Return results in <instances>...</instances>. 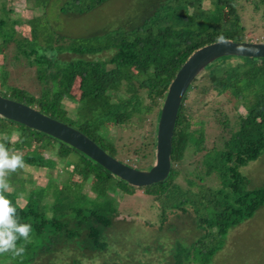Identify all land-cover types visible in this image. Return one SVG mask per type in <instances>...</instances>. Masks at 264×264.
Returning a JSON list of instances; mask_svg holds the SVG:
<instances>
[{"label": "trees", "instance_id": "trees-1", "mask_svg": "<svg viewBox=\"0 0 264 264\" xmlns=\"http://www.w3.org/2000/svg\"><path fill=\"white\" fill-rule=\"evenodd\" d=\"M24 1L32 11L26 18L0 6V95L79 129L139 169L154 163L161 107L190 54L222 39L264 40L251 37L258 24L245 16L250 9L264 20V0H127L120 14L84 32L72 30L70 21L110 0ZM22 24L29 35L18 30ZM8 53L12 66L30 73L28 85L7 89ZM108 123L129 129L127 139L118 142ZM207 123L219 129L211 144ZM0 134L8 136L6 144L16 138L12 147L26 167L53 170L66 162L97 180L70 188L52 177L39 184L24 168L10 173L5 195L31 231L16 242L23 253L0 254V264H159L150 253L155 235L170 244L164 264H210L230 229L264 206V183L249 186L240 170L264 152V57L224 56L195 77L179 108L170 173L158 183L133 186L73 146L3 116ZM36 145L45 153H24ZM188 156L194 167L184 171ZM210 175L219 187L205 182ZM136 189L159 202L155 222L129 224L119 211L115 190ZM116 239L125 246L113 247Z\"/></svg>", "mask_w": 264, "mask_h": 264}, {"label": "rangeland", "instance_id": "rangeland-1", "mask_svg": "<svg viewBox=\"0 0 264 264\" xmlns=\"http://www.w3.org/2000/svg\"><path fill=\"white\" fill-rule=\"evenodd\" d=\"M126 1L127 0H110L106 4L94 9L93 11L85 15L73 18V21H70L69 23V27L72 30L76 29L79 32H84L88 29L93 30L94 28L98 29L106 22H109L112 17L116 16L118 13L120 14L121 10L124 8L123 6L121 7V4L124 5ZM4 2L8 7L11 6L13 8L11 13L13 17L21 16L26 18L28 16H32V11L31 9L26 7V3L24 0H0V6ZM205 6H209L208 2L205 3ZM248 10L245 11V16L248 17L247 19L252 18L254 15V19H252V22H257L258 24V27H255L254 29V26L251 24L252 22L249 23L251 26H253L252 28H250L253 29L250 31L251 37L253 39L264 38V20H261V16L259 14H252L250 9ZM55 18H58V16L56 15ZM17 28L22 32L23 35L30 34L29 26L26 24L18 25ZM0 50H3V44H0ZM5 50L4 52L6 53L7 51ZM11 56L12 53H8V57L5 58V63L8 64L7 68L10 70L7 86L8 90L11 88V84L13 83L28 85V80L30 77V73L28 71L25 72L24 68L19 66H12ZM4 61L5 60L3 54L0 53V62L2 63ZM2 78L3 77L0 76L1 92L3 91L1 89L3 86ZM69 104L73 105L74 107L73 102ZM109 126L111 128L110 133L117 135L116 137L118 139V142L120 141V143H122L125 141V139H127L128 134H126V130L128 132L129 129H126L125 132L122 130L120 132L119 128L113 123L109 124ZM207 126V140L209 141V144H211V141L218 138L219 129L216 124L207 123ZM15 139L16 138L13 137L7 144L9 148H13L11 143ZM33 152L45 153V151L38 145H36L31 150L24 151V153ZM69 158L71 160L77 159V157L74 155H71ZM188 158L189 159H187L182 166L184 171H187L188 169L194 167V163H189V161H194V157L188 156ZM24 169L32 173L33 178L39 184H45L50 177H52L59 183H64L70 188H75L80 183H97V180L91 176H88V173L85 170H80V172H77L70 164H67L66 162H59L58 168L53 170H50L47 167L36 169L34 167H26V165ZM240 170L242 174L248 178L249 186L255 187L262 185L264 183V152L257 159L250 161L248 164L241 167ZM205 182H207L209 185H212L213 187H219L221 185L220 180L214 175H210L208 178H206ZM104 191L105 190L103 189V192ZM115 191L117 207L119 211L122 215L130 216L131 219L127 220H133L132 222H128L129 224L138 223L140 219L155 222L157 218H159L160 209L157 204L159 202L156 201V203L153 200L152 196L145 194L141 189H136L133 194H122V192H119L118 190ZM173 218L176 217H171V219ZM153 230V232L155 233V229ZM154 233L152 235H154ZM163 233L164 231H162V234ZM155 237V240L151 242V247H153L154 249H151L150 251V253H152L151 258L156 263L164 264L166 260L165 257L170 254V244L168 243V241L162 242V236L158 237L157 235H155ZM115 241L116 242L114 243L115 245H113V247H118L120 249V247L125 246L123 244L124 242L120 243L117 239ZM135 245L130 246L134 248ZM125 251L127 252V250ZM210 264H264V206L260 208L251 218L247 219L240 225L230 229L226 236L225 247L217 251Z\"/></svg>", "mask_w": 264, "mask_h": 264}, {"label": "water", "instance_id": "water-1", "mask_svg": "<svg viewBox=\"0 0 264 264\" xmlns=\"http://www.w3.org/2000/svg\"><path fill=\"white\" fill-rule=\"evenodd\" d=\"M264 57V40H218L194 50L177 71L164 98L156 132L155 160L139 169L110 155L79 129L21 101L0 95V116L51 135L83 152L129 184L143 187L165 180L171 170L172 137L190 84L210 63L224 56Z\"/></svg>", "mask_w": 264, "mask_h": 264}, {"label": "clouds", "instance_id": "clouds-1", "mask_svg": "<svg viewBox=\"0 0 264 264\" xmlns=\"http://www.w3.org/2000/svg\"><path fill=\"white\" fill-rule=\"evenodd\" d=\"M14 135L18 137L20 134L16 132ZM8 139L6 134H0V254L12 252L19 256L24 248H17L16 242L21 238L28 240L31 226L19 221L16 208L5 195L11 190L8 175L25 167L22 155L7 146Z\"/></svg>", "mask_w": 264, "mask_h": 264}]
</instances>
